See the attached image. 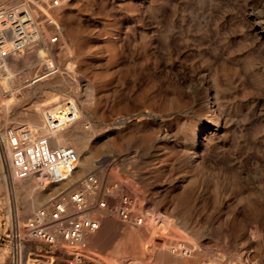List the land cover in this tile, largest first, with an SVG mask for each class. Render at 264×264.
I'll return each instance as SVG.
<instances>
[{"label":"rangeland","instance_id":"obj_1","mask_svg":"<svg viewBox=\"0 0 264 264\" xmlns=\"http://www.w3.org/2000/svg\"><path fill=\"white\" fill-rule=\"evenodd\" d=\"M0 1L28 5L47 36L45 53L0 80V134L31 110L54 112L56 99L59 110L73 102L94 163L79 183L18 192L0 169V238L32 216L35 194L47 195L38 209L91 174L94 203L114 191L144 218L90 203L101 227L85 243L100 260L157 264L167 247L163 264H264V0ZM12 257L0 243V264Z\"/></svg>","mask_w":264,"mask_h":264},{"label":"built area","instance_id":"obj_2","mask_svg":"<svg viewBox=\"0 0 264 264\" xmlns=\"http://www.w3.org/2000/svg\"><path fill=\"white\" fill-rule=\"evenodd\" d=\"M26 4L0 8V66L12 53L19 52L31 41L39 37V32L31 22ZM11 44V46H8ZM67 115L74 116L71 103L65 106ZM58 123V118L52 119ZM27 132L15 128L8 130L7 143L11 151L13 175L17 179L28 178L32 174L50 176L49 180L62 181L76 169L78 154L73 147H51L48 137L31 139ZM91 175V182L96 179ZM101 190V189H100ZM108 198H98L94 205L105 209H114L119 219L134 220L138 224L144 218L137 216L135 201L125 195L113 194ZM71 205L73 211H71ZM90 203L86 191L62 192L48 204L41 206L35 215L23 221L12 220L6 233L0 238L12 254V263L21 264H105L98 256L87 251L84 242L86 233H95L101 222L90 214ZM63 240L65 243H60ZM44 243L51 250L39 249L38 243ZM69 249V250H67ZM116 264H135L131 261Z\"/></svg>","mask_w":264,"mask_h":264},{"label":"bare ground","instance_id":"obj_3","mask_svg":"<svg viewBox=\"0 0 264 264\" xmlns=\"http://www.w3.org/2000/svg\"><path fill=\"white\" fill-rule=\"evenodd\" d=\"M42 1H47L49 3V5L47 6V8H52V9H56V7L60 5V0H42ZM1 2V1H0ZM2 4V3H1ZM46 4V3H45ZM28 6V5H27ZM3 8V7H1ZM39 8V7H38ZM63 8V7H62ZM33 10V9H32ZM29 7L27 9V13L30 16L31 22L35 24V26L38 29L39 32V37L34 40L31 41L26 47H24L22 50H20L19 52L16 53H12L10 54L9 57L6 58V60L4 61L2 67L0 66V80L1 79H7L9 78V76L11 77V75L14 73V71H16L17 67L20 64H29L31 61H34L36 59V56L38 55V52H44L45 48L42 47L43 45H45L46 47V40H47V36H43L41 34L40 31V25L41 23L37 22L35 16H34V12L32 11ZM35 10V9H34ZM57 10V9H56ZM58 13V12H57ZM59 16V15H58ZM49 22L52 24H55L54 19L49 18ZM58 37L53 38L52 41L57 40ZM41 40V41H40ZM49 40V39H48ZM8 46H11V44H8ZM52 48H51V52H52ZM45 53V52H44ZM31 64V63H30ZM20 68V66H19ZM7 73V76H5ZM5 74V75H4ZM6 81V80H5ZM4 81V83H5ZM1 84V83H0ZM3 85V84H2ZM211 94V93H210ZM202 97V96H201ZM202 98L207 99V95L205 94ZM209 98V97H208ZM201 100V99H200ZM64 100L62 99H56L55 101H53L55 104H57L55 107H53V109H51L52 111L54 110V112H50V111H45L44 107L39 108L37 111H30L26 114V122L27 123H20L15 129H17L18 131H23V132H27L28 135L31 137V139H35L38 137H48L50 140V145L51 147H73L77 154H78V164L76 166V169L74 170V172L65 180L62 181H53V180H49L51 177L46 175L45 173L42 174H32L30 175L28 178L25 179H17L14 175H13V169H12V161H11V151L10 148L8 146L7 143V137H8V129L6 130H2L1 131V142H2V146H0V169L3 173V180L4 183L8 184V181H11L12 187L15 191H20L21 189L24 188H28V189H33L35 190L37 188V185L40 187H43L47 184H49V182H53V183H66V182H76L79 183L80 181V176H82L83 173H85L87 170H89L90 168L93 167L94 163H93V158L91 156V153H83V147L84 145L89 141L91 134L88 132V127L85 128V124L83 125V122L79 117V113L80 111L78 110L76 104H74L73 102H68L71 103L72 108H73V112H74V116L73 117H69L67 115L68 113V109L65 107H63L61 110H59L61 103H63ZM208 101V100H207ZM53 103V104H54ZM52 104V105H53ZM213 104H214V100H212L211 102L206 103V107L208 109H213ZM52 105H48L49 108L52 107ZM83 112L81 111V114ZM23 115V114H22ZM83 115V114H82ZM84 116V115H83ZM22 117V116H21ZM58 118V123H55V120H53L52 123V119ZM19 121V120H18ZM24 121V120H23ZM20 122V121H19ZM29 125V126H28ZM87 129V130H86ZM91 130V129H90ZM26 133V134H27ZM203 133V132H202ZM198 134V133H197ZM200 135V134H199ZM197 136L196 134L194 136H196V142L199 143L200 141V136ZM203 142V141H202ZM4 143V145H3ZM89 143V142H88ZM1 145V144H0ZM86 149V148H84ZM88 150V149H87ZM86 151V150H85ZM91 176V174L85 176L82 178L81 183H80V190H85L86 191V198H87V202L89 203H94V198H95V194L93 188L94 185L97 183V179L94 176L93 178L96 179V182L93 181L91 182V180L89 179V177ZM76 185V184H75ZM79 185V184H78ZM8 186V185H7ZM1 187V186H0ZM9 188V186H8ZM32 190V191H33ZM43 191V190H42ZM96 191V190H95ZM40 193V192H39ZM38 195V196H37ZM49 195V194H48ZM45 197L46 198V194L43 195H39V194H35V198L30 199V202L27 204L28 208L26 210H34L32 213V216L36 214V212L38 211V209L41 207H39L38 209H35V206L37 205V201L39 200V198ZM108 197V196H107ZM42 200V199H41ZM40 202V201H39ZM48 203H45L44 205H46ZM90 204V205H91ZM43 206V205H42ZM95 207V206H94ZM73 206L71 205V211H73ZM96 209V208H95ZM97 210V209H96ZM108 211V209H107ZM25 212V211H24ZM111 212V211H110ZM91 213V212H90ZM31 216V217H32ZM109 212H104L102 214V218L108 219L109 218ZM112 216V215H111ZM117 216V215H116ZM117 218V217H116ZM115 217L113 218L116 219ZM110 219V218H109ZM103 220V219H101ZM115 222V221H113ZM130 222V221H129ZM120 223V221H119ZM116 224V222H115ZM123 223H121L122 225ZM111 226V225H110ZM120 226V225H119ZM123 226V225H122ZM106 227V225L104 226ZM130 226H127V229L129 230L128 233L125 235V239L128 237V235L130 234ZM108 228V227H107ZM149 229V228H148ZM106 230V229H105ZM118 230V229H117ZM116 230V231H117ZM121 230V228H120ZM157 230V228H156ZM147 231V230H146ZM102 232V231H101ZM104 232V230H103ZM102 232V233H103ZM127 232V231H126ZM145 232V231H144ZM111 233V231H110ZM115 233V232H114ZM123 233V232H122ZM138 233V232H137ZM148 233V232H147ZM100 234V233H99ZM113 234V233H112ZM112 234H110L108 237L113 238V236H111ZM117 234V233H116ZM120 233H118L119 235ZM149 234V233H148ZM117 235V236H118ZM91 236V237H90ZM95 235H93V233H86L85 238H84V242L86 240V238L90 237L91 239L94 238ZM98 236V235H97ZM103 236V235H102ZM116 236V235H115ZM116 236V237H117ZM133 236V235H132ZM138 236V235H137ZM155 236V235H153ZM152 236V237H153ZM115 237V238H116ZM203 237V236H202ZM97 238V237H96ZM99 238V237H98ZM89 239V238H88ZM172 239V238H171ZM202 239V238H201ZM91 241V240H90ZM89 241V242H90ZM100 241V240H99ZM117 241V240H116ZM140 241V240H139ZM59 242L61 243H65L63 240H59ZM92 242V241H91ZM98 242V240H97ZM150 242V241H148ZM163 242V241H162ZM173 242V241H171ZM94 243V242H93ZM115 243V242H114ZM134 243V242H133ZM138 243V242H137ZM167 243V242H166ZM199 243V242H198ZM197 243V244H198ZM207 243V242H206ZM92 244V243H91ZM96 244V243H95ZM125 244V243H124ZM128 244V243H127ZM131 244V243H130ZM164 244V243H163ZM177 244V243H176ZM192 245V244H191ZM202 245V244H201ZM94 246V245H93ZM131 246V245H130ZM129 246V247H130ZM123 247V246H122ZM127 247V246H126ZM160 248V247H159ZM167 248V247H166ZM165 247L161 248L157 254V259H156V263L157 264H163L166 263L167 261L171 260V252L169 251V249H166ZM193 248V246H192ZM198 248V246L196 247ZM205 248V247H204ZM121 249V248H120ZM209 249V248H208ZM69 250V249H67ZM184 250V249H183ZM195 250V249H194ZM114 251V250H113ZM138 251V250H137ZM179 251V250H178ZM197 251V250H196ZM119 252V251H117ZM189 252V251H188ZM111 253V252H110ZM180 254H178L176 256V259H181V255L182 253L179 252ZM193 253V252H192ZM202 253V252H201ZM124 254V253H123ZM177 254V253H176ZM189 255V254H188ZM200 257V256H198ZM113 258V257H112ZM175 258V257H174ZM213 259V258H212ZM219 260V259H218ZM113 261V260H112ZM194 261V260H193ZM192 261V262H193ZM199 261V260H197ZM196 261V262H197ZM212 261V260H211ZM104 262V261H103ZM217 262V261H216ZM224 261H221V264ZM105 264H108L106 262H104ZM112 263V262H111ZM135 264H141V263H137V262H133ZM191 263V262H190ZM189 263V264H190Z\"/></svg>","mask_w":264,"mask_h":264}]
</instances>
